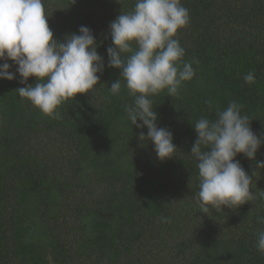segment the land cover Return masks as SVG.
Here are the masks:
<instances>
[{
    "label": "trees",
    "instance_id": "1",
    "mask_svg": "<svg viewBox=\"0 0 264 264\" xmlns=\"http://www.w3.org/2000/svg\"><path fill=\"white\" fill-rule=\"evenodd\" d=\"M42 2L53 38L63 42L87 26L105 67L94 89L62 103L53 118L19 96L36 79L20 83L7 60L16 75L0 79V264H264V168L256 167L264 144L254 160L235 157L255 198L207 213L190 154L195 123L216 119L232 101L264 138V0H180L189 23L174 38L195 75L175 96L165 89L149 97L158 127L173 134L174 156L164 160L151 140H139L147 129L125 112L134 97L121 70L108 67L109 24L136 0ZM249 72L251 84L243 79Z\"/></svg>",
    "mask_w": 264,
    "mask_h": 264
},
{
    "label": "clouds",
    "instance_id": "2",
    "mask_svg": "<svg viewBox=\"0 0 264 264\" xmlns=\"http://www.w3.org/2000/svg\"><path fill=\"white\" fill-rule=\"evenodd\" d=\"M47 17L42 0H0V61H5L0 63V79L13 80L18 73L24 84L35 77L34 85L17 89L19 96L57 118L56 109L62 103L94 89L105 65L90 28L81 26L79 34L60 42L53 38ZM188 23V9L180 0H136L132 12L121 13L109 24L108 67L121 70L120 77L134 97L125 112L133 125L147 129V136L141 131L139 140H151L160 160L174 156L176 147L171 131L158 127L149 97L165 89L175 96L182 83L194 77L192 62H182L185 49L174 38ZM7 60L17 65L16 73L9 71ZM243 79L254 83L255 74L249 72ZM120 90L119 78L110 92L116 95ZM242 108L232 101L226 109L217 110L216 119L200 118L194 125L197 139L190 154L198 161V199L204 213L209 206L221 211L255 198L250 191L252 178L235 157L242 153L254 160L264 138L252 131ZM256 167L264 168V161ZM257 248L264 252V231L258 233Z\"/></svg>",
    "mask_w": 264,
    "mask_h": 264
}]
</instances>
